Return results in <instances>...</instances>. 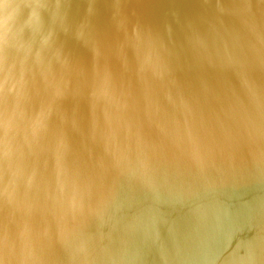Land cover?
Here are the masks:
<instances>
[{
    "label": "water",
    "instance_id": "1",
    "mask_svg": "<svg viewBox=\"0 0 264 264\" xmlns=\"http://www.w3.org/2000/svg\"><path fill=\"white\" fill-rule=\"evenodd\" d=\"M0 264H264V0H0Z\"/></svg>",
    "mask_w": 264,
    "mask_h": 264
}]
</instances>
